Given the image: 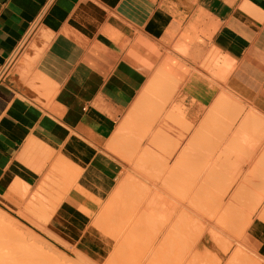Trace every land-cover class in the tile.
Listing matches in <instances>:
<instances>
[{
	"label": "crops",
	"instance_id": "1",
	"mask_svg": "<svg viewBox=\"0 0 264 264\" xmlns=\"http://www.w3.org/2000/svg\"><path fill=\"white\" fill-rule=\"evenodd\" d=\"M129 115L224 116V191L235 162L255 169L245 156L264 150V0H0V211L31 199L35 145L58 142L76 177L53 227L103 259L86 232L114 193L120 169L106 147ZM167 128L182 135L167 152L206 150Z\"/></svg>",
	"mask_w": 264,
	"mask_h": 264
},
{
	"label": "bare ground",
	"instance_id": "2",
	"mask_svg": "<svg viewBox=\"0 0 264 264\" xmlns=\"http://www.w3.org/2000/svg\"><path fill=\"white\" fill-rule=\"evenodd\" d=\"M138 101L135 102L137 103L136 106L139 103ZM133 108H135V105L134 107H132V109ZM133 119L131 120L130 118L131 124L133 123L132 121H134ZM162 119L163 117L159 120ZM167 119L168 118H166V120ZM135 121L136 127L138 128L139 126L142 127V125L146 123V120H142V118H136ZM160 122L161 121L158 122L156 128L150 125L151 127L148 133L144 134L143 140L145 137H148L147 141L149 139L151 142L165 140L163 143H167V138L172 135V131L169 130L167 126L163 124V122L162 124ZM120 124L122 125V123H119V125ZM121 129L122 127L119 129V134L125 133ZM134 129H136L135 126L133 130ZM126 136H128L129 139L131 138L130 140H134L136 143L138 142L136 141L135 137L128 134ZM128 138L126 140L130 142ZM222 142L223 141H221V146L223 144ZM126 144H128V142H126ZM150 144L151 143L146 142V144L143 146L142 142H138L137 145L133 147L132 150L137 154L139 153L138 157L137 155H135V153H133L137 157V165L138 163L140 164V166H137L135 168L133 166L134 169L137 168V170H134L135 172H137L138 169L140 170V172L138 171L139 178H136L137 181H135V183L132 182V187H130V185L128 186V190H126L125 188L126 195L123 193L122 195L124 196H122L121 194H117V192H114L115 194L113 193V195L112 193H110L111 196H115L117 194L120 197H117L115 199V197L117 196L116 195L115 197H112L110 201L108 199L109 202L107 201L108 204H106L105 207L108 209V206H117L118 204L119 206L121 204H123L122 206H124V209H121L122 207L118 208L117 206L119 211L117 210V208L116 210L118 211V213H116L117 211L114 210L115 207H112L114 208L113 210L112 208H109L112 210V212H114L113 214L115 216L118 215V218L122 216L123 219H125L122 223L120 222L119 230H117L118 225H114L115 232L112 235L111 241L112 244L115 243V241L118 244V247H113L114 249H116L114 250L113 254L114 264H119L122 262H127L128 264H139L142 262L139 260H141V256L146 253L144 252V250L146 251V249H148L149 255L147 259L148 262L145 264H264V256H261V254L256 250L255 240L253 239L255 233L252 231L254 229H260V231H262L261 233L264 234V227L259 226L261 224L262 226H264V194L258 196L251 195L250 193V190L253 186L264 187V150H253V152L245 156V158L247 157L249 158V160L255 158L254 160H252L254 161L253 165L255 169L252 168V164L250 163L251 168L248 171H244L243 166L247 165L245 160L242 159L241 161L243 162L239 163L235 162L237 167V177L235 176V179H233L232 182L227 185L225 191L221 195H218L216 194V191L222 190V187H220L219 189L218 183H214L211 178L215 176L214 174L216 169L219 168V166L224 162V153L221 151V149L219 150V147L213 148L215 142H209L206 150L204 149L205 151H203L202 149L189 148L187 150H183L179 155L174 151L164 152L155 150L153 146H150ZM128 146L129 145H127V147ZM127 147L123 149V145L122 149L127 152ZM116 149H118V146H116ZM111 150H113V147ZM218 150L221 151V153L219 152L220 154L215 155L216 153H218ZM155 153L157 155L153 156V154ZM125 159L127 160V158ZM130 159V163L125 160V162H128L126 163V165L130 166L131 163L136 160L135 157V160H133L132 158ZM227 159L229 160V158ZM200 161H207L209 163L202 165L199 164ZM244 162L246 163L245 165ZM240 163L243 164L240 165ZM42 165L43 163L41 164V166ZM69 173H74L73 176H75L74 171H69ZM127 174H129V172ZM188 177H190L191 179H188ZM238 178L241 179L243 185H238ZM73 180L74 177L72 178V181ZM123 180L125 181L126 178ZM125 182L124 184L126 186L128 181L126 183ZM128 184L130 183L128 182ZM51 185L53 186V184ZM118 187L115 186L116 190ZM119 192H121V190ZM63 193L64 192H62V194ZM118 198L120 199V201L122 200L121 204L120 202H118L117 204L116 200ZM113 199H115V204L111 202ZM100 209L103 210V208ZM102 210L101 213L104 212ZM26 212L27 211L25 210L24 213ZM220 212H224V222L223 220H221V222L223 223L220 222L219 217H215L216 214H219ZM30 213L27 216L31 217L32 215H30ZM104 213L107 215V211H105ZM99 215L102 218L103 215L101 216L100 212L98 216ZM27 218L28 217H26V219ZM115 218H117V216ZM96 220L98 221L100 219L98 218ZM97 224L99 225V221ZM97 224H91V227L87 230L85 238L86 241L91 243H94L96 241L95 237L96 228L98 227ZM40 227L41 224L40 226L38 225V228ZM42 229H45V227ZM196 230H198V234L195 236L192 235V233ZM26 231L29 232V230ZM40 231L43 230L40 229ZM204 235H209L214 243H223L222 240L225 244L227 243L226 246L224 245L223 250L224 255L230 253V257L228 256V260L225 259L226 261L224 260V262L219 259L212 261L206 251L201 252L198 249V243ZM230 238H232V241H235V243H228L230 242ZM61 242L62 241H60V243ZM32 245L31 248H35V244L33 246ZM144 247L145 249H143L140 255V249ZM137 248L138 252L136 251ZM129 249H131V251ZM132 250L135 252L133 253ZM91 255L95 257V254ZM113 255L111 256V259H113ZM134 255H136V257ZM138 255L140 257H138ZM79 258L82 259L81 256H79ZM116 260H118V262ZM142 260L145 259L142 258ZM85 262H87V260Z\"/></svg>",
	"mask_w": 264,
	"mask_h": 264
},
{
	"label": "rangeland",
	"instance_id": "3",
	"mask_svg": "<svg viewBox=\"0 0 264 264\" xmlns=\"http://www.w3.org/2000/svg\"><path fill=\"white\" fill-rule=\"evenodd\" d=\"M25 60H27V58H24V61ZM24 61H21V62H24ZM33 91L35 93H38V96L42 99L49 100V101L52 99V97L50 95H49V97H46L44 95L43 90H41L40 88H34ZM162 117H163V119L159 120ZM182 117L183 116H124V118L121 121L122 125L120 124V126H118V128L116 129V131L114 133V136L107 143L108 146L106 147V149L109 151L108 152L109 155L113 159L116 160V162L119 165V169H120V175H119V178L117 180L116 186L117 187L121 186V187H118L117 190L115 188V191H114L115 193L117 192V194H119V195L120 194L122 195L124 193L126 195L125 192H126V190H128V188H129L128 186L130 185V187H132V184L135 183V181H137L136 178L137 179L139 178L138 175H139L140 170L138 169V171H139V172L137 171L138 173L134 171V170H137V168L134 169L135 167L140 166L139 163L137 165L138 161L136 159L139 156V153L137 154L132 150L133 147H135L138 142H140V143L142 142L143 146L146 144V142L151 143L150 146H153L155 150H160V151L165 152L167 150L168 151L172 150L173 142H176V141L182 139V135H178L177 137H169L167 147L163 143V141L151 142L150 139L147 141L148 137H145L143 140L144 134L148 133L151 126L156 128L158 122L161 121L160 123L162 124V122L165 121L166 118H168L167 119L168 121L166 120L165 122H163V124L172 130H176L177 132H181L182 134H187L185 138H186V140H190L191 145L197 147V146H201V145H204V144L212 141V142H215V145H213V148L219 147V150L221 149V151L224 153V140H222V139H224V136H219V134H222V133L224 134V116H198V119L196 121H184ZM130 118H131V120L134 118L133 119L134 121H132L133 122L132 124H131ZM136 118H142V120L145 119L146 123L143 124L142 127L139 126V128H138V127H136V124H135ZM133 125L136 128V129H134L135 131L133 130V128H134ZM121 127H122L121 130L125 133L121 132L122 134H119L120 133L119 129ZM131 127H132V129H131ZM127 134L135 137L136 141H138V142L136 143L134 140H130L131 138L129 139L128 136H126ZM122 137H123V139H122ZM113 138H115V139H113ZM127 138H128V140H130L131 143L126 140ZM140 138H142V139H140ZM120 140L121 141L123 140V141L121 142ZM124 140H126V141H124ZM116 141H117V143H116ZM221 141H223L222 146H221ZM126 142H128V144H126ZM216 142H217V144H216ZM58 145H59V143L58 142L55 143L54 141H53V143L48 141L47 144H40L38 142L35 145V152L33 154L34 166H35L34 167V170H35L34 173L36 172L38 174L35 173L34 175L37 177V179H39V184H40L39 186L40 187L37 189V191H36V193H34V195L33 194L31 195L32 196L31 199L27 198L26 200H24V202L22 203L20 208L15 209L13 212H7V213L0 211V264H114V261H113L114 255L113 254H114V250H116L114 248H115V246L118 247V244L116 243V241L113 244L111 241L112 235L115 232L114 231L115 230L114 225L115 224H116V226L118 225L117 230H119L120 222L122 223L123 220H125V219H123L122 216L121 217L119 216L122 219V221H121V219L118 218V215H116L117 218H115L116 216L113 214L114 212H112V210L114 208H112V207H115L114 210L117 211L118 208H121V207H122L121 209H124L123 208L124 206H122L123 204H121L122 200L120 201V199L118 198L116 200L117 204H118V202H120V204H121L120 206H119V204L118 205L116 204L118 206V208H117V206H114L113 204H112L113 206H110V207L108 206V209L112 208V210L111 209L108 210L105 207H106V204H108L107 203L108 199L110 201L112 199V197H115L117 194L115 196H111V198H108L105 201L106 203L104 202L102 204L103 207L102 206L100 207V208H103V210L102 209L99 210L101 216L103 215L102 218L100 217V215L99 216L96 215L95 216L96 218L94 217L95 219H93L94 220L92 222L93 224L94 223L97 224L99 221V225L97 224L98 227L96 228V237H95L96 241L94 243L86 241L88 244L91 245V247L94 248V250L96 252H98L99 256L95 255V257H100V256L104 257L100 261L96 260L95 258H89V257L83 256V255H80L76 251V249L74 248L73 242H69V240L61 232L54 229V227H53V225H54L53 221L55 219L54 213H55L56 208L58 206L59 200L63 196V194H62L63 187H64L63 182H66L67 174H69V175L71 174V173H69V171H71V172L73 171L71 169V166L68 164L67 160H65L64 157L59 152ZM123 145H124V148H123ZM127 145H129V146L127 147ZM116 146H118V149H116ZM109 147L111 149L113 147V150H111ZM126 147H127V152L125 150H123ZM219 150H218V153H216L215 155L221 153V151H219ZM40 153H42V154H40ZM133 153H135V155H137V157ZM41 155L44 157V159ZM156 155H157L156 153L153 154V156H156ZM133 156L135 157L136 160L134 159ZM48 157H50V158H48ZM129 157L132 158L133 160H135V161L132 160L133 162L131 163L130 166L126 165V163L131 162V159ZM125 158H127V160ZM125 160L128 162H125ZM134 162H136V163H134ZM42 163H43V165L41 166ZM53 163H55V164H53ZM44 165H45V167H44ZM133 166H134V168H133ZM131 170H133V171H131ZM128 172H129V174H127ZM130 172L132 175L130 174ZM232 172H234V170H232ZM63 174H65V176ZM233 174L234 173L229 175L230 178H229L228 183L235 178V175H233ZM59 175L62 177H60ZM214 175L215 176L212 177L211 180L214 183H218L219 189H220V187H222V190L216 191V194L221 195L224 192V186L226 185L224 183V181H225L224 177H226V176H224V165H223V167L217 168ZM124 177L126 178L125 181L126 182L128 181L130 184H128V182H127V184L125 186V184H124L125 181L123 180V179H125ZM134 177H135V179H134ZM56 179H57V182H56ZM188 179H191V178L188 177ZM118 181H119V183H118ZM58 182H61V183H58ZM48 183H50V184H48ZM51 184H53V186ZM49 185L52 187H50ZM125 188H126V190H125ZM120 190L122 193L119 192ZM260 193H262V192L261 191L257 192V194H260ZM24 196L26 197L25 194H24ZM122 196H124V195H122ZM22 197H23V195H22ZM117 197H120V196L117 195L115 197V199ZM115 199H113L114 202H113V200L111 201L114 204L116 203ZM110 205H111V203H110ZM22 208H23V210H22ZM116 208H117V210H116ZM25 210L27 211L26 213H24ZM101 210L104 212L107 211V215L104 212L101 213ZM118 211L116 213H118ZM29 213H30V215L33 216V217L32 216L31 217L34 219H32L30 216H27V215H29ZM25 215H26V217H28L27 219H26ZM215 217H219L220 222H221V220H223V222H224V212L223 213L220 212L219 214H216ZM98 218L100 220L97 221L96 219H98ZM29 219H30V221H29ZM104 219L108 221V224H107V221H105ZM117 219H119V220H117ZM29 222H31V223H29ZM223 222H221V223H223ZM101 223H103V224H101ZM40 224H41V227L38 228V225L40 226ZM44 227H45V229H42ZM25 229L29 230V232L26 231ZM40 229L43 231H40ZM47 233H48V235H47ZM116 234H117V232H116ZM197 234H198V230H196L192 233V235H194V236ZM37 240L40 244L37 242ZM60 241H62V242L60 243ZM229 241L230 242H228V241L227 242L230 244L232 242L235 243V241H232V238H230ZM222 242L223 243H218V244L214 243L209 235H206V236L204 235L198 243V249L201 252L206 251L209 254V257H210V259H212V261L219 259V260H222L224 262L225 259L228 260V258L230 257V253H228L227 255H224L223 249H224V245L226 246L227 243L225 244L223 240H222ZM30 243H32V244L34 243L35 248L32 249L31 248L32 244H30ZM62 243L66 246H64ZM28 244H30V245H28ZM141 245H143V244H141ZM25 247H27L28 249ZM255 247H256L257 252H259L261 254V256H264V252H262V250H264V241H261V240L256 241ZM138 248L136 250L137 252H138ZM147 248H148V246H147ZM143 249H145V247L140 249V252H139L140 255H141V252L143 251ZM129 250L131 251V249H129ZM133 250H132V252L134 253L135 251H133ZM144 252H146V253H144V255L141 257L145 260H142V258H141V260H139V261H142V262L139 264H145L148 262V260H147L148 255H149L148 249H146V251L144 250ZM147 252H148V254H147ZM112 255H113V259H111ZM76 256H77V258H76ZM79 256H81L82 259H80ZM134 256L136 257V255H134ZM138 257H140V256L138 255ZM86 260H87V262H85ZM116 261L118 262V260H116ZM136 261H137V259H136ZM119 264H128V263L122 262Z\"/></svg>",
	"mask_w": 264,
	"mask_h": 264
}]
</instances>
